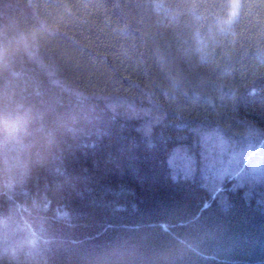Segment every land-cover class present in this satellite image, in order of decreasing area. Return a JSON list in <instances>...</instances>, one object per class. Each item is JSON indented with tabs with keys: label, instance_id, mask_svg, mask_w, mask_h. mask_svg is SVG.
I'll return each instance as SVG.
<instances>
[{
	"label": "trees",
	"instance_id": "trees-1",
	"mask_svg": "<svg viewBox=\"0 0 264 264\" xmlns=\"http://www.w3.org/2000/svg\"><path fill=\"white\" fill-rule=\"evenodd\" d=\"M0 264H264V0H0Z\"/></svg>",
	"mask_w": 264,
	"mask_h": 264
},
{
	"label": "clouds",
	"instance_id": "clouds-1",
	"mask_svg": "<svg viewBox=\"0 0 264 264\" xmlns=\"http://www.w3.org/2000/svg\"><path fill=\"white\" fill-rule=\"evenodd\" d=\"M25 37L11 38L9 42L0 41V68L9 62L15 50L25 42ZM22 121L19 118H4L0 115V151L7 154L9 166L13 170L21 164L19 156L22 152L21 134Z\"/></svg>",
	"mask_w": 264,
	"mask_h": 264
}]
</instances>
